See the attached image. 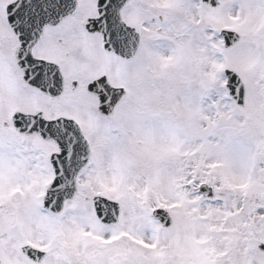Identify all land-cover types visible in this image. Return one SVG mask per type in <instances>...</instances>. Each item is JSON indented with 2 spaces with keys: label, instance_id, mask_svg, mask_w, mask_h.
Segmentation results:
<instances>
[{
  "label": "snow or ice",
  "instance_id": "snow-or-ice-1",
  "mask_svg": "<svg viewBox=\"0 0 264 264\" xmlns=\"http://www.w3.org/2000/svg\"><path fill=\"white\" fill-rule=\"evenodd\" d=\"M0 264H264V0H0Z\"/></svg>",
  "mask_w": 264,
  "mask_h": 264
}]
</instances>
